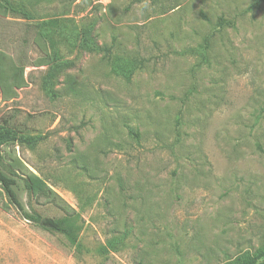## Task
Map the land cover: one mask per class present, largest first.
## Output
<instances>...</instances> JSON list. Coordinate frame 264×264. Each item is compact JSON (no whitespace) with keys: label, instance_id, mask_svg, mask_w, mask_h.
Wrapping results in <instances>:
<instances>
[{"label":"rangeland","instance_id":"obj_1","mask_svg":"<svg viewBox=\"0 0 264 264\" xmlns=\"http://www.w3.org/2000/svg\"><path fill=\"white\" fill-rule=\"evenodd\" d=\"M9 2L31 18L0 17V49L25 65L0 122L42 138L0 145V168L28 212L78 231L25 219L0 189V264H224L264 242V0ZM48 19L70 61L49 88L34 43ZM84 26L141 66L125 78L71 47Z\"/></svg>","mask_w":264,"mask_h":264},{"label":"trees","instance_id":"obj_2","mask_svg":"<svg viewBox=\"0 0 264 264\" xmlns=\"http://www.w3.org/2000/svg\"><path fill=\"white\" fill-rule=\"evenodd\" d=\"M10 13L20 14L25 19H30L29 14L24 10L22 5H14L9 2V0H0V17L6 18ZM221 21V19H219ZM58 25V24H57ZM56 26V21L53 19H48L40 21L37 27L38 32L34 38V43L44 52L45 57L36 62L37 66H48L45 73L43 84L44 87L49 88L52 83V79L55 76V72L61 69L65 64L70 61L59 60L60 55L56 51L54 46V41L52 39V28ZM69 33V32H68ZM66 36V40L69 42L71 47H76L78 50H85L90 52L101 53L102 58L108 63L114 72L119 75L129 78L133 72L139 68L142 64L141 59L137 58H121L112 54L113 43L99 44L96 43L95 38L92 33L91 27L84 26L80 31L74 33H69ZM8 57V64L6 69L5 57ZM24 68L25 65L17 64L15 59L8 56L6 53L0 51V88L4 90L5 88H20L24 84ZM12 95V94H11ZM131 133L136 134L135 131ZM42 138V135L35 134H24L18 132L14 128L9 127L4 121L0 122V145L20 142L27 145H33ZM17 167L22 164L20 160H16ZM14 168V165H11ZM25 185L31 194H46L50 192L46 182L38 175L28 172L24 178ZM14 179L6 174L0 168V189L8 197L11 204L16 206V208L21 212L22 216L29 220L39 222V224L45 228L60 232L64 234L71 242L76 241V233L78 227L74 223L73 216L68 215L62 221L55 220L49 217H40L35 213L28 212L21 201L16 197L13 190ZM224 264H264V242L255 249L254 251H244L233 260L228 261Z\"/></svg>","mask_w":264,"mask_h":264},{"label":"crops","instance_id":"obj_3","mask_svg":"<svg viewBox=\"0 0 264 264\" xmlns=\"http://www.w3.org/2000/svg\"><path fill=\"white\" fill-rule=\"evenodd\" d=\"M0 51L6 53L5 51H3V50H1V49H0ZM6 54H7V53H6ZM8 56H9V55H8ZM10 57H11V56H10ZM5 60H6V62H7V63H6V69H7V66H8V64H10V61H8V57H7V56L5 57Z\"/></svg>","mask_w":264,"mask_h":264}]
</instances>
